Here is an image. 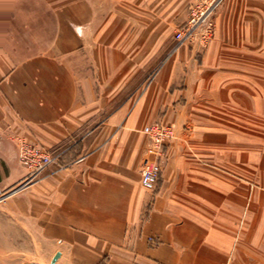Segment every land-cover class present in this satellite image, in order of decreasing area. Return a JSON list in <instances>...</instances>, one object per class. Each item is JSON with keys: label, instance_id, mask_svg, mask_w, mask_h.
I'll list each match as a JSON object with an SVG mask.
<instances>
[{"label": "crops", "instance_id": "obj_1", "mask_svg": "<svg viewBox=\"0 0 264 264\" xmlns=\"http://www.w3.org/2000/svg\"><path fill=\"white\" fill-rule=\"evenodd\" d=\"M192 1L0 0V197L22 144L56 156L0 201V264H264V0L180 43Z\"/></svg>", "mask_w": 264, "mask_h": 264}, {"label": "built area", "instance_id": "obj_2", "mask_svg": "<svg viewBox=\"0 0 264 264\" xmlns=\"http://www.w3.org/2000/svg\"><path fill=\"white\" fill-rule=\"evenodd\" d=\"M203 1L205 0H199L193 5L191 21H189L186 26L176 31L175 38L178 42L181 43L186 40H194L196 31L201 29L199 22L209 23L202 31L203 38L208 40L211 36L213 27L209 18L222 0H206L205 8H202L204 6L201 4ZM144 132L148 135L150 140L147 152L155 156V160L143 171L141 183L146 189L154 190L162 173L161 159L166 157L168 141L175 136V133L171 127L161 122L146 126ZM18 156L20 162L28 168V175L21 184L2 195L0 201H4L11 195L24 191L27 186L37 182L46 168L56 161L55 155L47 152L42 147L30 144H22L19 147ZM151 241L152 243L154 242L153 239H151Z\"/></svg>", "mask_w": 264, "mask_h": 264}, {"label": "rangeland", "instance_id": "obj_3", "mask_svg": "<svg viewBox=\"0 0 264 264\" xmlns=\"http://www.w3.org/2000/svg\"><path fill=\"white\" fill-rule=\"evenodd\" d=\"M199 0H193L192 1V3L190 4V6H189V14H190V18H189V20H188V22L186 23V24H184V25H182L179 29H181V28H183L184 26H186L188 23H189V21H191V19H192V7H193V5L196 3V2H198ZM227 2V0H222L220 3H219V5L216 7V9L214 10V12L212 13V15L210 16V18H209V20L211 21V23H212V27H213V30H212V34H211V36L208 38V40L206 39H204L203 37V35H202V31L204 30V28L205 27H207L206 25H209V23H207V22H199L200 23V25L199 26H201L200 28L201 29H199L198 31H196V34L194 35V40L192 39V42H194V41H196V42H198L199 44H206V43H209L212 39H214V37H215V32H216V27H217V22H216V19H217V16H218V13H219V11H220V9L225 5V3ZM201 4H203L204 6L202 7V8H205V6H206V0L205 1H203ZM208 20V21H209ZM203 40H205L206 41V43H205V41H203ZM175 133V132H174ZM174 137H172L171 139H173ZM170 139V140H171ZM169 140V141H170ZM169 141H168V143H169ZM166 150H167V148H166ZM54 155V154H53ZM53 164V163H52Z\"/></svg>", "mask_w": 264, "mask_h": 264}, {"label": "water", "instance_id": "obj_4", "mask_svg": "<svg viewBox=\"0 0 264 264\" xmlns=\"http://www.w3.org/2000/svg\"><path fill=\"white\" fill-rule=\"evenodd\" d=\"M60 254H57L56 257L53 260V263H56L57 259L59 258Z\"/></svg>", "mask_w": 264, "mask_h": 264}]
</instances>
